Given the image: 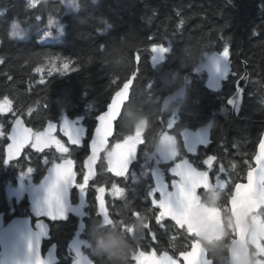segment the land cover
I'll return each mask as SVG.
<instances>
[{
    "label": "trees",
    "instance_id": "16d2710c",
    "mask_svg": "<svg viewBox=\"0 0 264 264\" xmlns=\"http://www.w3.org/2000/svg\"><path fill=\"white\" fill-rule=\"evenodd\" d=\"M29 4L30 0H0V99L7 95L13 101V112L37 130L60 115L83 117L86 135L80 146H72L78 167L89 155L96 117L136 72L128 102L115 121L113 141L132 134L143 120L134 126L133 121L146 117L137 154L141 160L154 150L166 117L175 112L178 119L170 129L174 135L211 124L209 142L194 154L185 152L180 141L182 155L199 167L213 155V163L226 166L235 182L244 179L264 132V0H77L75 11H68L63 0H41L36 7ZM50 19L63 24V34L43 41L40 32ZM15 20L27 30L26 37L10 36ZM154 44L169 49L155 64ZM225 45L229 47V73L219 89L213 90L207 85L206 72H197L196 67L207 55L221 53ZM53 56L60 57L59 62H69L74 71L49 75L47 63ZM244 65L248 80L234 117L226 101L235 92ZM39 67L42 70L37 72ZM182 87L183 96L165 107V97ZM13 119L11 113L0 114L6 134ZM7 141L0 139V213L5 214V222L14 216L8 210L10 201L3 181L13 179L17 171H4ZM148 182H136L133 200L125 207L127 215L115 216V227L93 220L88 238L93 243L90 250L95 264H116L96 251V239L110 235L127 242L125 264H132L133 253L148 243L146 238L157 252L176 255L179 251L175 246L167 249L177 243L169 239V233L157 232L153 240L152 234L143 231L140 219H134L133 234L125 229L123 223L130 222L132 210L143 218L149 213L150 226L158 225L156 208H142L141 196ZM218 196L214 205L226 215L228 195ZM22 207H28L26 201Z\"/></svg>",
    "mask_w": 264,
    "mask_h": 264
},
{
    "label": "flooded vegetation",
    "instance_id": "af4514ba",
    "mask_svg": "<svg viewBox=\"0 0 264 264\" xmlns=\"http://www.w3.org/2000/svg\"><path fill=\"white\" fill-rule=\"evenodd\" d=\"M172 119H174L173 121L175 122L178 119V115L175 113V116L172 117ZM45 126L43 128H45ZM205 126L208 128L207 141L209 142L208 125L201 126L197 129L204 128ZM43 128L41 130H43ZM41 130L34 129V131ZM185 131L194 130L185 129ZM183 132L184 130L179 133V136L174 134L173 135L177 140L178 148L181 141L183 149L185 150V152H187L185 147V140L183 139ZM56 135L57 138H61L63 142H65L66 146H68L67 138L64 137L62 133L57 131ZM8 142L9 141H7V143L4 145V150ZM112 142L113 140L111 138L109 146ZM197 145L198 146L196 147L195 152L197 151L199 146L206 144L201 143ZM133 148L134 147L130 149L128 148V150L130 151L129 154L127 156L124 155L125 158L131 159V168L125 175H118L112 172V170L109 168V165L105 161L104 155L108 148L100 157H98L94 161L89 159V155L84 157L81 167H78L75 159L72 156V146L70 143L69 155L70 158L74 160V171L77 173V183H82H80L78 186L68 184L64 187L62 201L64 205H68V208H65L64 218H46L47 212L44 205L46 191L40 192V196L43 199L39 202V205L41 206L37 208L35 213H30V204L26 199V196L24 195L19 203H17L16 200L10 201V205L8 206V210L11 213L10 215L16 216L14 215V213L26 212L25 215L30 216L33 225L36 226L37 216L39 214L41 217L40 220L44 219L48 223L49 238L43 240L42 251L43 254H45L53 245H55L58 256V263L56 264L69 263V248L74 239V236L78 234L86 243L82 257L88 255L94 262V257L90 250V247L91 245H93V243L91 242V239L88 238V235L90 233L89 229L92 225L93 220H98L102 225H111L112 227H115L116 222L114 224V217L119 216L120 214H122L123 216L127 215V213H125V207L128 206V204L133 200L132 192L135 190L134 186L136 184V181L134 182L133 175L135 173L134 167H136L137 165V162L133 163V159L136 158L138 160V152H136L135 155L131 153ZM58 156L59 154L56 152L55 148H52L51 150L44 149L42 151H37L28 146L25 148L24 152L15 160L9 161L8 163L4 162L5 172H14L15 170H17L13 179L7 178L3 181L4 193L8 185L19 182V176L22 173L26 172L28 168H31V171H29V178H26L27 180H25V182L29 181L34 186L40 185L44 181H46V183L49 182V177L53 174V162ZM87 157L88 160L86 161ZM45 158H47V160ZM102 160L105 164L101 163ZM210 161H213V159H210L209 162ZM193 165L197 166L196 168L198 170L203 171L205 168L204 163H202V167H199L196 163H193ZM103 166L105 167V170L101 172V169L104 168ZM163 166L165 168H163L164 170L162 175L165 181L172 183V178H170L169 176L170 171L166 169L169 165L162 164V167ZM218 167H220V170L218 172H220L222 176L226 174L230 175V181L226 186H224L223 189H219L214 185V177H211L212 183H210L209 187L197 186L196 188V192L201 205L214 209L216 208L219 212L220 227L218 229H215L216 231H211L208 233V235L204 233H198L193 229H189L185 223L180 224L178 222V219L166 215L158 207V210H155V220L158 225L155 227H149V225L151 224L150 217L148 216L149 213H147V215L143 218L139 215V211L132 210L130 222H128L127 224L123 223L126 231H128V234H133L134 232V219H140L144 232L148 231L150 234H156L157 232H162L163 234L169 233V235H172L169 237V239H174L177 241V243L176 245H167V249H171L174 246L176 248L178 247L179 251L176 255H174V257H176L177 264H184V261L182 260L180 255L182 253L190 251L195 245L194 243L196 242H199L201 245L200 249L205 251L204 256H201L200 260L207 263L210 262V264H264V236L258 233L257 228L261 224H264V209L260 208L251 211L247 215V229L245 232L241 233V202L239 195L235 193V187L240 184V182H245L246 174L243 180L235 182L234 175H232V173L227 170L228 168L226 166H224L223 164H218ZM206 172L208 175L214 174L213 170L207 169ZM88 177H90V179H88ZM142 180L149 181L142 192V208L148 207L149 205L154 207L151 204V198L149 197L150 189L152 186V179L151 177H145ZM142 180H139L137 182H140ZM113 184H116L118 187L114 188ZM80 188H84L85 193H82L79 190ZM230 189H232V194L229 193ZM112 192L117 193L118 196L113 197L111 195ZM220 193H226L228 195V211L226 212V215H222L221 210L214 205V201L215 199H218V195ZM254 198L255 197L252 196V199ZM25 201L27 202L28 207L20 208V205L22 206ZM232 201L235 204L233 208H235V211L237 212V221H235V219L233 218V213L230 211ZM104 218H106V220H103ZM203 229L208 230L207 227H204ZM67 234L68 236L64 240L63 238ZM69 234L71 235L69 236ZM146 239L148 240V243L146 245L138 247L136 252L133 253L132 264H135L136 260H134V256H136L141 249L146 252H157V249L149 246V239ZM141 261L144 262V258H142ZM79 264H81V261Z\"/></svg>",
    "mask_w": 264,
    "mask_h": 264
},
{
    "label": "rangeland",
    "instance_id": "374dc122",
    "mask_svg": "<svg viewBox=\"0 0 264 264\" xmlns=\"http://www.w3.org/2000/svg\"><path fill=\"white\" fill-rule=\"evenodd\" d=\"M38 1L41 0H36V3H38ZM63 2L65 3L68 11H75L78 9L77 0H63ZM51 20L53 21V23L51 25L47 23L40 32L42 37L44 32L46 31L51 33L50 36L44 37L42 39L43 41L58 39L63 34V24L60 23L58 19ZM14 23L18 26V29L22 34L10 36L13 38L26 37L27 30L22 28L16 20L11 25L10 33L13 31ZM163 55L164 53L153 52V58H155V61L153 63L155 64V62H159L163 58ZM64 62L66 61L59 62V60H55L51 64L48 62V69H50L51 67L62 69ZM226 63H228V61L226 62L225 60L221 59L219 57V54H210L202 59V61L196 67V71H205L207 74V85L213 90H218L222 80L227 76L221 75ZM217 84H219L218 88L216 87ZM183 93L184 87L166 96L164 99V106L166 107L167 104L171 101L181 98L183 96ZM174 116L175 112L166 117L164 121V129L158 136V140L154 150L150 153L145 154L141 160H137L136 158L133 159V163L137 162L136 167H134V182L142 180L145 177H151L152 186L150 192H156L155 199H150L151 204H157L162 212L175 219H178V222L180 224L185 223L189 229H193L198 233H204L208 235L209 232L216 231L215 229H218L220 227L219 212L216 208L214 209L201 205L196 192V188L197 186L209 187L210 183H212L211 177H214V185L219 189H223L224 186H226L230 181V175L226 174L222 176V174L218 172L220 170V167L216 166L213 161H210L208 163L209 166L205 165L206 169L204 168L203 171L198 170L196 168L197 166H194L188 157L180 153L177 140L175 136L170 132V129L172 127H168L170 122L173 126L174 119H172V117ZM82 120L83 117L71 119L65 115H60L56 122L57 124L59 123V125L67 124L73 134L78 135L81 138L82 142L83 138L86 135V127L83 124ZM143 129L144 123L143 121H140L135 127V130L132 134L113 141L108 147L107 151L105 152L104 158L112 172L118 175H125L131 168V159L125 158L124 155L127 156L130 152L128 150V144L131 138L135 139V143L132 146L134 148L131 153L135 155L136 152H138L139 146L142 142L141 134ZM1 138L2 137H0V139ZM205 138H207L208 140V128L206 126L194 131L184 130L183 132V139L185 140V147L188 153H195V151L190 152L189 149L195 148L196 150V147L198 146L197 144H201V141ZM73 143L75 142H71V144ZM118 144L120 145V147H117ZM185 161L188 162L186 166L184 165ZM162 164L169 165L166 168L168 171H170V169L177 164H180L182 166L181 175L174 177V175H172L171 173L169 174L170 178H172V181L175 179L177 181V184L183 187L184 197L182 202H178L177 189L173 186V184L165 181L162 175L164 170L163 168L165 167H162ZM207 169L213 170L214 174L208 175L206 172ZM19 177V182L7 186L5 191L7 199L9 201L16 200L17 203H19L25 195L30 204V213H35L37 208L41 206L39 205V202L43 199L40 196V192L46 191L48 182L46 183V181H44L42 184L35 186L32 185L29 181L25 182V180H27L26 178H29L28 170L22 173ZM234 205L235 204L232 201L230 211L233 213V218L235 219V221H237V212L235 211V208H233ZM64 207L68 208V205L65 204ZM103 220H106V218H104ZM204 227H207L208 230L203 229ZM257 228L258 233L264 236V224H261ZM85 244L86 243L81 239L79 234L74 236V239L69 248L68 264L80 263L76 256V252L79 251L81 253V256H83ZM156 253L158 255V258H151L154 259L155 264H177L176 257H174V255L170 252L158 251ZM142 258L144 257L136 260L135 264H144V262L141 261Z\"/></svg>",
    "mask_w": 264,
    "mask_h": 264
},
{
    "label": "snow or ice",
    "instance_id": "6c2138e0",
    "mask_svg": "<svg viewBox=\"0 0 264 264\" xmlns=\"http://www.w3.org/2000/svg\"><path fill=\"white\" fill-rule=\"evenodd\" d=\"M231 0H229V3ZM36 0H31L29 7H36ZM36 19H39L40 17H35ZM49 25L53 23V21L50 19L48 21ZM18 26L14 23L13 24V31L10 33L12 36L20 35ZM50 32H44V37L50 36ZM169 49L166 46L163 45H156L154 44L151 47V52H157V53H165L168 52ZM219 57L226 62L229 58V47L225 45L222 52L219 53ZM60 59L58 56H53L50 58L49 63L51 64L53 61ZM137 60H139V56H137ZM153 61H155V58H153ZM218 63V61H217ZM42 70V67H39L36 69L37 72H40ZM60 72L61 75L64 73L74 71V69L70 68L69 62H64L62 69H57L55 67H51L49 69V75L52 74V72ZM229 73V66L228 63L225 64L223 72L221 73L222 76H226ZM133 77L137 75L136 72H133ZM128 86L127 82L123 84V87ZM121 87L118 91L115 92L113 96H117L118 93L121 92ZM130 87V86H129ZM216 87H219V84L216 85ZM240 90V87H237V91ZM227 103L229 105L232 104V99L229 98L227 100ZM108 106H112V100L107 104V110L104 111L99 117H98V124L94 131V137L98 135L103 128V122L105 120V113L108 111ZM32 110H29L31 112ZM3 113H11L14 116V119L11 121V131L6 134L4 130V126L0 124V137H5L10 143L7 144L6 150H4L5 155V163L9 162L10 158H16L21 155L22 149L25 148V146H30L31 148L42 151L44 149L51 150L52 148H55L56 152L59 154L57 158H55L53 164V174L49 177V182L46 187V195L44 198V205L47 212L46 218L56 219V218H64L65 215V207L62 201V194L64 187L68 184H72L74 186H78L80 183H77V173L74 171V160L70 158V143L75 142L71 144V146H80L81 145V138L78 135L73 134V132L69 129L67 124L64 125H57L52 122H49L47 127L44 128L42 131H34L30 127L25 126L24 120L21 118L20 115H17L13 112V101L5 95L3 99H0V114ZM169 128L172 127L171 122L168 125ZM57 131L60 133H63V136L67 138L68 146H66L65 142H62L60 138H57ZM203 144H207V138L203 139L201 141ZM90 147V155L92 152V146L91 142L89 144ZM117 147H120L118 144ZM259 147L264 148V144H261ZM190 152H194L195 148H190ZM47 160V158H45ZM215 159V157L212 155V157L207 156V158L203 161L204 165L208 166L209 160ZM30 160V158H29ZM88 160V157L86 161ZM187 161L184 162V165H187ZM28 171H31V168H28ZM170 173L175 176H179L182 174V166L180 164H177L173 168L170 169ZM90 179V177H88ZM241 183V182H240ZM173 186L177 189V199L178 202L183 201L184 197V190L181 185L177 184V181L174 179L172 181ZM113 187H118L116 184H113ZM82 193H85L84 188L79 189ZM155 191L149 193V197L152 199H155ZM111 195L113 197H117L118 194L115 192H112ZM154 208L158 210V205L154 204ZM40 215L37 216V223L36 227L40 230V234H43V226L40 223ZM150 227V225H149ZM153 240L156 239L155 234L152 233ZM39 237H37V241L35 244L32 242H29L28 248L30 256L32 257L29 260V264H45V261L41 258L39 251ZM76 256L79 261L83 262V257L81 256V253L79 251L76 252ZM34 257V259H33ZM141 257H144V264H155L154 259H151L153 257H157L158 255L156 251L146 252L144 250H140V252L134 256V260H139ZM181 257L184 258V255L181 254ZM196 259V253L193 251L191 253V260ZM86 264V262H84Z\"/></svg>",
    "mask_w": 264,
    "mask_h": 264
},
{
    "label": "water",
    "instance_id": "95a60500",
    "mask_svg": "<svg viewBox=\"0 0 264 264\" xmlns=\"http://www.w3.org/2000/svg\"><path fill=\"white\" fill-rule=\"evenodd\" d=\"M133 80L134 77L132 75L127 81H125L127 82L128 86L123 87V84L125 83L124 82L120 86V88H123L121 89V92L117 94V96L113 95L120 88L114 92L110 99L112 100V106H108V111L104 114L105 120L103 122V128L101 129L100 133L94 137L93 135L98 124V117L107 110V106L105 110L96 117L95 127L90 139L92 146L91 155L89 147L90 160H96L108 148L110 140L114 135L115 121L119 117L124 105L128 102ZM247 80L248 72L246 69V65H244V73L236 83L235 92L229 97L232 99V104L229 105L226 101V104L231 109L232 115L234 117L237 116L239 108L242 104ZM237 87H240L239 91H237ZM49 122L57 124L55 120H50L46 123L45 128L47 127ZM25 126L30 127L26 123ZM10 131L11 126L9 128V132ZM8 143H10V141ZM134 143L135 139L131 138L129 140L128 148H132ZM261 144H264V132L261 135L260 141L256 148V153L253 157V167L247 171L245 182L240 183L235 187V193L239 195L241 202V233L245 232L247 229V215L251 211L260 208L264 209V148L259 147ZM26 147L28 146L26 145L25 148ZM6 148L7 145L5 147V150ZM25 148L22 149L21 154L24 152ZM16 158H10L9 161L15 160ZM252 196H254L255 198L252 199ZM40 223L43 226V234H40V230L33 225L32 219L28 215L14 216L13 218L5 222L4 213H0V264H29V260L32 257L30 256L28 245L29 242L35 244L37 241V237H39L38 251L41 258L45 261V264L58 263V256L55 245H53L45 254H43L42 243L44 239L49 238V226L44 219L40 220ZM194 244L195 245L190 251L182 253L184 255V258H182L180 255V257L184 261V264H210V262L207 263L200 260V257L204 256L205 251L200 249L201 245L199 242H196ZM193 251L196 253V259L194 261L191 260V253ZM84 262H86V264H95L88 255H85L83 257V262L81 261V264H84Z\"/></svg>",
    "mask_w": 264,
    "mask_h": 264
},
{
    "label": "clouds",
    "instance_id": "9594fccd",
    "mask_svg": "<svg viewBox=\"0 0 264 264\" xmlns=\"http://www.w3.org/2000/svg\"><path fill=\"white\" fill-rule=\"evenodd\" d=\"M144 121L145 127L147 126V118L140 117L138 120L133 121V126L138 123L139 120ZM211 127V124L208 125ZM126 241L123 237L110 235L107 237H98L96 239V251L97 254H105L112 258L116 264H125L124 262V250L126 247Z\"/></svg>",
    "mask_w": 264,
    "mask_h": 264
}]
</instances>
